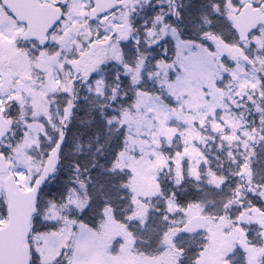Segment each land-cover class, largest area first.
Wrapping results in <instances>:
<instances>
[{
  "label": "snow or ice",
  "instance_id": "6c2138e0",
  "mask_svg": "<svg viewBox=\"0 0 264 264\" xmlns=\"http://www.w3.org/2000/svg\"><path fill=\"white\" fill-rule=\"evenodd\" d=\"M0 264H264V0H0Z\"/></svg>",
  "mask_w": 264,
  "mask_h": 264
}]
</instances>
